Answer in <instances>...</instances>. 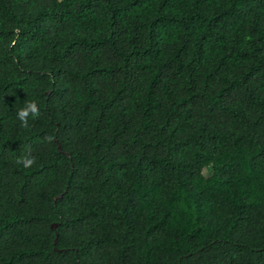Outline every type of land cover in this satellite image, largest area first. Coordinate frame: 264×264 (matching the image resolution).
<instances>
[{"label":"trees","instance_id":"16d2710c","mask_svg":"<svg viewBox=\"0 0 264 264\" xmlns=\"http://www.w3.org/2000/svg\"><path fill=\"white\" fill-rule=\"evenodd\" d=\"M0 264H264V0H0Z\"/></svg>","mask_w":264,"mask_h":264},{"label":"clouds","instance_id":"9594fccd","mask_svg":"<svg viewBox=\"0 0 264 264\" xmlns=\"http://www.w3.org/2000/svg\"><path fill=\"white\" fill-rule=\"evenodd\" d=\"M40 107L36 100H27L24 105L17 112V119L21 122V127H29V118L37 119L40 116ZM51 141V137H48ZM16 163L21 165L23 168H31L36 163V157L30 153V147L28 148L27 154L17 158Z\"/></svg>","mask_w":264,"mask_h":264},{"label":"water","instance_id":"95a60500","mask_svg":"<svg viewBox=\"0 0 264 264\" xmlns=\"http://www.w3.org/2000/svg\"><path fill=\"white\" fill-rule=\"evenodd\" d=\"M56 149H57V151L60 153L61 152V150H60V148H59V146L58 145H56ZM61 197V195H59V196H57L55 199H57V198H60ZM55 199L53 200V201H55ZM55 227H56V225L55 224H53V225H51V229H55Z\"/></svg>","mask_w":264,"mask_h":264}]
</instances>
